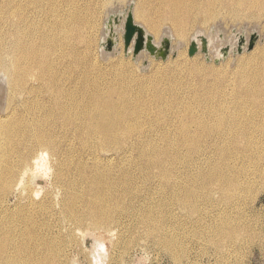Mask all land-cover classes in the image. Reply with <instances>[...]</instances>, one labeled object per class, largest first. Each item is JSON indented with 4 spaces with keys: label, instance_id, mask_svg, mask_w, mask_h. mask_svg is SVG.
Masks as SVG:
<instances>
[{
    "label": "bare ground",
    "instance_id": "bare-ground-1",
    "mask_svg": "<svg viewBox=\"0 0 264 264\" xmlns=\"http://www.w3.org/2000/svg\"><path fill=\"white\" fill-rule=\"evenodd\" d=\"M74 2L0 0V264H71L84 228L118 231L111 264L141 232L179 260L170 219L203 252L263 243L242 210L264 189V47L233 69L182 51L168 74L108 79L80 60ZM222 13L261 17L264 0H150L135 19L183 38Z\"/></svg>",
    "mask_w": 264,
    "mask_h": 264
},
{
    "label": "rangeland",
    "instance_id": "rangeland-1",
    "mask_svg": "<svg viewBox=\"0 0 264 264\" xmlns=\"http://www.w3.org/2000/svg\"><path fill=\"white\" fill-rule=\"evenodd\" d=\"M148 2L150 0H77V2H74L77 3L76 11H69L68 6H63V13L67 11L68 14L74 16L75 28L78 30V36L83 40L82 43L78 44V48L83 52L80 55L81 62L85 61L92 67L103 71V73L107 72L105 76L108 79H116L122 76L128 79H136L138 77L153 79L156 74H168L176 70L181 61L179 54L182 51H186L187 60L193 64L202 63L206 66L217 67L223 70L237 67L255 49L264 47V16L241 22L222 13L216 20L202 23L200 21L202 17L198 15V18L187 29L186 35L183 38L174 36L172 32L171 42L175 55L170 54L166 60L155 59L148 52H143L137 58H134L133 53L126 55L123 32L121 30L123 25L111 24L112 17L124 15L131 6L135 19V10ZM144 12L146 18L152 16L150 7H146ZM136 19V23L145 28L143 21L139 18ZM221 20L223 24L220 23ZM167 29L171 30L172 28L167 22H163L161 24L160 35H151L154 39L156 38V42H160ZM197 31H200V34L207 41L209 62L202 52H199L194 57L189 56L192 37ZM104 32L105 34H103ZM115 33L116 36L113 37ZM254 34L258 36V40L252 51L243 52L242 54L230 53L225 60L219 63L214 62L218 50L223 51L231 44L235 48H238L241 43V36L245 37V39L250 37L248 40L250 41ZM209 38L213 42L211 47L208 45ZM110 39L116 40V50L112 52L106 50ZM200 41L202 44L203 41ZM201 47L203 46L201 45ZM102 53L106 54L105 59L102 58ZM259 140L263 142V139ZM262 142L259 147L261 153L264 154V143ZM242 211L246 217L250 219L256 218V227L264 233V189L255 201H248ZM174 214L178 218L182 217L179 210L173 211V218ZM82 230L83 234L79 237L80 249L76 250L72 254V257H70L71 264H111L115 253L114 246L118 241V231L106 232L100 230L94 233L93 230L85 228ZM167 233L184 244L185 252L181 253L179 260H175L155 239L149 238L141 232L132 238L133 241L130 249L115 264H264V241L260 245L255 242L251 246L244 247V252L242 251L240 254H238L239 244H237V247H232L229 244L230 246L226 247L222 253L213 247H209L207 251L203 252L202 248L204 246L190 236L188 238L184 237L181 229L172 227L171 219Z\"/></svg>",
    "mask_w": 264,
    "mask_h": 264
},
{
    "label": "water",
    "instance_id": "water-1",
    "mask_svg": "<svg viewBox=\"0 0 264 264\" xmlns=\"http://www.w3.org/2000/svg\"><path fill=\"white\" fill-rule=\"evenodd\" d=\"M113 25H123L121 30L123 32V38L125 43V53L129 55L133 53L134 58H137L143 52H148L155 59L166 60L170 54H174L171 42V36L165 32L160 42L156 43L154 37L147 32V30L140 24L136 23L132 7L128 8L124 15L113 16L110 22ZM114 28V27H113ZM116 36V33L113 37ZM197 40H202V48L200 49L197 44ZM258 36L254 34L251 40L246 43L245 37L241 36V43L238 48H231L230 46L222 51V56L215 58L214 62L219 63L226 59L230 53L242 54L243 52H250L254 49ZM133 44V48H131ZM247 44V45H246ZM106 50L112 52L116 50V40L110 39L109 45ZM199 52H202L206 56V60L209 62V49L207 46L206 39L201 35L197 34L196 38L191 41L189 56L194 57Z\"/></svg>",
    "mask_w": 264,
    "mask_h": 264
}]
</instances>
